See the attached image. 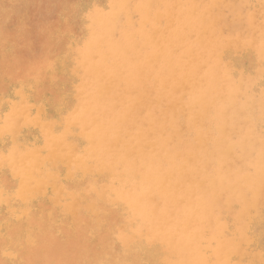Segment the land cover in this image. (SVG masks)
<instances>
[{"label":"rangeland","instance_id":"374dc122","mask_svg":"<svg viewBox=\"0 0 264 264\" xmlns=\"http://www.w3.org/2000/svg\"><path fill=\"white\" fill-rule=\"evenodd\" d=\"M84 1L0 0V26H2L0 27L1 94L10 96L12 94V82L18 78H28L29 74L35 73L34 70L37 68L39 73L36 70L35 76L40 75L42 77H40L39 84L34 90L33 99L36 103L46 99L45 93L53 94L52 100L57 105L65 106L68 111H77L78 115L75 121L78 122L81 118L82 126L79 128L86 127L87 134L90 136L99 139V141L102 139L107 142V138L103 139L104 135L120 134L118 144L113 150L118 152L124 149H132V151L137 152L133 155L136 157L135 164L134 166L132 163L128 164V170L140 172L143 178L139 177L142 185L134 191L133 197L142 196L147 202L146 210L150 214L152 213V221L142 225V228L138 227L143 231H140V235L153 236L154 234L156 238H159L158 226L169 221V224H174L177 227L175 235H167L170 245L178 243L181 238H191L187 240L192 244V251L195 254L199 253V256L202 257L201 261L207 264H212L214 260L213 264L220 262H222L221 264H232L234 261L235 264H244L245 262L247 264H263L264 220H261V216L254 211H244L243 208L246 197L255 195L256 180L264 179V171L257 158L258 154L264 152V0ZM197 18L198 20H195ZM139 28L141 29L139 30ZM256 28L258 29L256 30ZM65 29L70 32L65 33ZM47 42L49 43L47 44ZM50 44L54 46H48ZM30 45H33L34 48H31ZM184 49L185 51H183ZM14 53L16 54L14 55ZM32 53L33 55H31ZM42 56L43 58L51 56V61L57 65L56 71L48 79L46 78L47 73L41 68ZM138 56L148 57L151 64L143 68L139 67ZM27 57L29 61L26 60ZM14 60L18 61L15 62L18 65L13 64ZM229 60L234 62H229ZM78 62L82 65H79ZM262 65L263 69L260 70ZM147 69L153 74L165 73L166 71L165 74L168 76H176L178 72L186 69L191 76H188L185 88L171 91L162 83H153L149 73H146ZM210 69H212L211 72ZM27 71L30 72L27 73ZM247 82H249L248 85ZM98 85L102 87L100 86L98 89ZM202 99H204L203 103L205 100L212 102L216 108L221 110V113L229 112L233 105L239 110L240 118L245 114L246 116L249 115L251 119L254 118L250 125L253 134V138L250 140L251 144L249 147L243 148L242 143L246 132L242 133L233 129L235 132L228 140L232 146L234 145L236 154L230 159L228 165H226L223 155L217 152L218 148H216V158L203 170L204 176L199 177L198 181H191L192 179L189 177L191 174L165 175L164 171L173 169L175 165L185 164L184 160L188 163V172H195L200 168L198 163L191 160L192 152L183 148L187 146L184 135L186 129L193 126V116L203 110ZM24 106L26 103L22 104V107ZM177 112L178 114H176ZM215 118L221 119L222 115L213 114V119ZM169 139L172 145L167 142ZM116 151L113 153L117 154ZM170 153L172 154V161L165 164L160 163L159 160L163 158V154ZM105 158L109 159L110 156H105ZM148 165L153 166L151 175L143 174V171L149 168ZM159 167L162 171L159 170ZM161 185L164 187L163 191L158 188ZM138 192L143 193V195ZM143 207L144 204L140 207L141 209H137L140 213L135 211L134 216L137 224L141 222L140 219L143 220L141 217L144 214V212L142 213ZM263 208L264 198L261 200L260 208L257 211ZM164 209L166 210L164 211ZM220 225L225 228H220ZM221 229L223 230L221 231ZM226 234L229 235L226 237ZM240 234L241 236H239ZM181 235L182 237H180ZM212 238H218V240ZM171 239H173L172 243ZM174 241L175 243H173ZM161 243L163 244V242ZM240 246L243 249H240ZM228 247L239 251L236 252V257L233 259L234 254H224V260H222L223 257L217 260V249L229 250ZM204 248L206 249L205 253ZM244 251H246V256ZM207 252L209 256L212 254L209 258L211 261L208 259ZM260 253L261 255H259ZM159 261V259L151 258L148 264H160Z\"/></svg>","mask_w":264,"mask_h":264},{"label":"bare ground","instance_id":"6f19581e","mask_svg":"<svg viewBox=\"0 0 264 264\" xmlns=\"http://www.w3.org/2000/svg\"><path fill=\"white\" fill-rule=\"evenodd\" d=\"M125 2H126V0H125ZM86 4H83V5L86 6ZM116 9H115V11H116ZM187 9H189V8H187ZM88 11H90V10H88ZM96 11H98V10H96ZM244 11H243V13H244ZM161 13H159V14H161ZM178 14H180V13H178ZM227 14H229V13H227ZM224 17H226V16H224ZM249 17H251V16H249ZM96 18H97V16H96ZM102 20H103V18H102ZM195 20H198V18ZM217 20H219V19H217ZM215 21H216V19H215ZM246 22H247V20H246ZM262 23H263V21H262ZM209 24H211V23L209 22ZM240 25H241V23H240ZM196 26L199 27V25H196ZM212 26L214 27V24ZM0 27H2V26H0ZM95 28H97V27H95ZM140 29L141 28H139V30ZM204 29H206V28L204 27ZM237 29H238V27H237ZM246 29H247V27H246ZM257 29L258 28H256V30ZM220 30L223 31L222 29H220ZM197 31H199V30H197ZM244 31H245V29H244ZM252 31H251V33H252ZM47 32H48V30H47ZM64 32L68 33L70 31L65 29ZM220 32H218V33H220ZM200 33H201V31H200ZM41 35H42V32H41ZM227 37H228V35H227ZM60 39H59V42H60ZM14 40H15V38H14ZM33 40H34V38H33ZM257 41H259V40H257ZM49 42H47V44ZM229 42H231V41H229ZM236 42H234V43H236ZM250 42H251V40H250ZM254 42H255V39H254ZM201 43H200V45H201ZM205 44H206V42H205ZM41 45H43V44L41 43ZM51 45L52 44H50L48 46H51ZM145 45H146V43H145ZM249 45H247V46H249ZM257 45H260V44H257ZM32 46H31V48H34ZM52 46H54V45H52ZM21 47H24V46H21ZM216 47H218V46H216ZM48 48H47V50H48ZM180 48H181V46H180ZM197 48H199V47H197ZM249 48H248V50H249ZM51 50H52V47H51ZM183 51H185V49ZM209 52H211V51H209ZM228 52L231 53L233 51H228ZM47 53H49V52H47ZM15 54L16 53H14V55ZM44 54H46V53H44ZM31 55H33V53ZM224 55H225V53H224ZM50 57L49 58H48V56L46 58L45 57L43 58V56L41 57V58H43L41 68L44 69L45 73H47V76H46L47 79L53 75V73L56 71V68H57L56 63H53V61H51L52 59ZM215 57H216V55H215ZM246 58H248V57H246ZM18 60H20V59H18ZM26 60L29 61V58ZM69 60H70V58H69ZM219 60H220V58H219ZM181 61H183V60H181ZM230 61L232 62L233 60H229V62ZM15 62H18V61L14 60V63H13V64L18 65ZM34 62H36V61H34ZM205 62H207V61H205ZM24 63H23V65H24ZM78 63H79V65H82V63L80 64V62H78ZM21 64H22V62H21ZM138 64H139V67L143 68L145 66H148V64H151V63L149 62L148 57L141 56L138 59ZM227 64H228V62H227ZM25 65H27V64H25ZM78 66H76V67H78ZM200 66H202V65L200 64ZM239 69H240V67H239ZM262 69H263V65H262L260 70H262ZM28 70H29V66H28ZM36 70L38 72L37 68H36ZM36 70H34L35 73H36ZM211 70L212 69H210V72H211ZM241 70H242V68H241ZM22 71H23V69H22ZM251 71H253V69ZM28 72H30V71H27V73ZM35 73H31V75L29 74V77L28 78L26 77V79H24L22 77V79L18 78V80L13 81L11 84L12 94L10 96H7V95L3 96L0 92V114L2 113V115H0V264H148L149 261L151 260V258L152 259L153 258L159 259L160 264H207L206 262L201 261L202 257L199 256V253L195 254L192 251V248H193L192 244L188 241L191 238L190 239L187 238L188 240L181 238L179 242L177 241L178 243H175V241H174L173 243H175V244L170 245L169 237L167 235H175V233L177 231V227L174 224H169L170 223L169 221H165V223H163L162 226H158V233L160 235L159 238H156V236L154 234H153V236H155V237H153L151 235H149V236L142 235V234L140 235V231H142V230L138 227L139 226L141 227L142 225H144L148 222H151L152 221V219H151L152 213L150 214V212H148L146 210L147 202H146V200H144V198L142 196L137 195V197H133V193H135L134 191L138 190L140 188V185H142L141 180H139L141 173L137 172L136 170H130V171L128 170V164L132 163V165L134 166L136 157H134L133 155L137 152L132 151V149H130V150L124 149V150H120L118 152L116 150H113L114 147H116L118 144L120 134L112 135V136L104 135L103 139L107 138V142H105L102 139L99 141V139H96V138L90 136L89 134H87V128L86 127L79 128L82 126V119L80 118L78 122L75 121V118L78 115L77 111L76 110L68 111L67 110L68 108H65V106L57 105V103H55L52 100L53 94L49 95L48 93H45L44 96L47 95V97L45 96L46 99L41 101L40 103H36L33 99V97L35 96L34 90H35L36 86L39 84L40 77H42V76H40L38 74H37L38 76H35ZM146 73H149L148 75H149V77L151 76L153 83H156V84L162 83V85H164L165 87H167L171 91H177V90H181V89L185 88L186 87L185 85L187 84L186 80L188 79V76H191L189 71L186 69L178 72V74L176 75V76H178L180 74V76H178V77L168 76L165 74L166 71H165V73L158 72L156 74H153L152 72H150V70L147 69ZM235 73H236V71H235ZM252 73H254V72H252ZM15 74H18V73L15 72ZM15 74H14V76H15ZM192 76H193V74H192ZM201 77H203V76H201ZM106 78H108V77H106ZM80 79L81 78L79 77V80ZM204 79H206V78L204 77ZM219 81H220V79H219ZM255 81H257V80H255ZM103 83H105V82H103ZM248 83L249 82H247V85H248ZM80 85H81V83H80ZM100 86L98 85V89ZM252 86H254V85H252ZM255 86H257V85H255ZM92 88H94V87H92ZM202 89H204V88H202ZM228 89H229V87H228ZM233 89H234V87H233ZM47 92H49V91L47 90ZM61 93H63V92H61ZM228 95H230V94H228ZM54 97H55V95H54ZM96 97L98 98V96H96ZM158 97H160V96H158ZM179 97H180V95H179ZM171 98H172V96H171ZM94 99H95V97H94ZM155 100H156V98H155ZM203 100L204 99L201 100L202 109H203L202 112L193 116V123H192L193 126L186 129V132L184 135H185V140H186L187 146L185 148H183L184 150L189 149L192 152L191 160H193L195 163H198L200 168H198L195 172H188V169H187L188 163L186 160H184L185 164L175 165V167L173 169H168V170L164 171L165 175H167V174H181V175L191 174L189 176L192 179L191 181H196V180L198 181L199 177L204 176L203 170H205L207 168L208 164L214 158H216L217 152H219L221 155H223V159L226 161V165H228L230 163V159L236 154V149L233 147L234 145L232 146V144H230V142L228 140L230 138V136L235 132V130H233V129H237V130H239V132H242V133L246 132L245 139L243 140V143H242L243 148H247V147H249V144H251L250 140L253 138V134L251 133L250 125H251L252 121L254 120V118L251 119L250 116L249 115L246 116V114L244 116H242V118H240L241 116L239 115V110L234 108L233 105L231 106V110L229 112L221 113V110L219 108H216V105H214L212 102L205 100V102L203 103ZM227 100H229V98ZM23 103H26V106L22 107ZM260 105H262V104H260ZM260 105H258V106H260ZM222 109H224V108H222ZM88 110H89V108H88ZM217 113L222 115L221 119H216V118L213 119V114H217ZM176 114H178V112ZM212 119H213V121H212ZM92 132L94 133V131H92ZM167 142L170 145H172L170 139L167 140ZM233 144H234V142H233ZM216 148H218L217 152H216ZM254 150H255V148H254ZM114 151H116L117 154L113 153ZM173 153H175V152H173ZM179 154H178V156H179ZM105 156H110V158L106 159ZM149 156H150V154H149ZM257 158L260 161V163L262 165V169L264 171V152L262 154H258ZM180 160H181V157H180ZM159 161L162 164L171 162L172 161V154L171 153L170 154H163V158L162 159L160 158ZM148 167L149 168L145 167L146 171H143V174H150L151 175L153 173V166L148 165ZM145 168H143V169H145ZM159 170L162 171V169H160V167H159ZM214 172H213V174H214ZM161 173H163V172H161ZM211 174H212V172H211ZM149 185L151 186V184H149ZM236 187L239 189L238 186H236ZM158 188L161 191L164 190L163 185L159 186ZM147 190H146V192H147ZM160 190H159V193H160ZM254 191H255V195L253 197H251V195H250L251 198L246 197V199L244 200L245 202H244L243 210L244 211L252 210L256 214H259L261 216V218H262L261 220H264V208L260 211H257L260 208L261 200L264 198V179L260 178V179H258V181L256 180ZM163 193H166V192H163ZM140 195H143V193ZM155 195H156V193H155ZM157 195H158V193H157ZM176 198H178V197H176ZM200 203L202 204V202H200ZM142 204H144V207L142 210V213L144 212V214L142 216L141 215L140 216L143 218V220L140 219L141 222L137 224L135 221L136 219H135L134 214H135V211H137V209H139L142 206ZM160 204H161V202H160ZM165 207H166V205H165ZM165 210L166 209H164V211ZM207 212H209V211H207ZM137 213H140V212L137 211ZM169 213H170V211H169ZM182 213H183V211H182ZM198 214H199V212H198ZM137 219H139V218H137ZM201 219H204V218H201ZM191 220L193 221V219H191ZM177 223H178V221H177ZM189 223H191V222H189ZM152 225H154V224H152ZM190 226H192V225H190ZM151 227H153V226H151ZM221 227H223V226L220 225V228ZM190 228H192V227H190ZM223 228H225V227H223ZM154 229H156V228H154ZM150 230H152V229H150ZM222 230L223 229H221V231ZM229 230H231V229H229ZM242 230H243V228H242ZM233 232H234V230H233ZM221 233H222V235H224L223 232H221ZM227 235H229V234H226V237H227ZM235 235H238V234L235 233ZM239 236H241V234ZM180 237H182V235ZM188 237H191V236H188ZM211 237H212V235H211ZM212 239H214V238H212ZM216 239L218 240V238H216ZM216 239H214V240H216ZM235 239H236V236H235ZM172 240L173 239H171V243H172ZM161 242H163V244ZM224 242H225V239H224ZM241 243H243V242H241ZM166 245H168V246L166 247ZM206 246H209V245H206ZM226 246H228V245H226ZM211 247H212V245H211ZM224 247H223V249H224ZM232 247L235 248L236 244H235V247L234 246H232ZM165 248H166V250H165ZM197 248H196V251H197ZM228 248H230V247H228ZM233 248H230L229 250H223L222 248L219 250L217 249V251H216L217 260H219L221 257H223L222 260H224V254H226V255L234 254V257H233V259H234L236 257L235 256L236 252H239V251L236 249H233ZM212 249H213V247H212ZM240 249H243V248L241 247ZM205 250L206 249L204 248V253H205ZM198 252H199V250H198ZM200 252H201V250H200ZM241 252H242V250H241ZM245 252L246 251H244V255H245ZM204 253H202V255ZM261 253L259 255H261ZM211 255L212 254H210V256ZM256 255H257V253H256ZM152 256H154V257H152ZM208 256H209V253H208ZM210 256L208 257V259L210 258ZM250 257H251V255H250ZM211 259H212V257H211ZM229 259H231V258H229ZM252 259H254L253 256H252ZM213 262H212V264H213ZM225 262H226V260H225ZM221 263L222 262H220L218 264H221ZM223 264H226V263H223ZM263 264H264V261H263Z\"/></svg>","mask_w":264,"mask_h":264}]
</instances>
